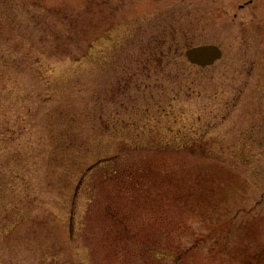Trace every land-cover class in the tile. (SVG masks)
I'll list each match as a JSON object with an SVG mask.
<instances>
[{
  "label": "rangeland",
  "instance_id": "374dc122",
  "mask_svg": "<svg viewBox=\"0 0 264 264\" xmlns=\"http://www.w3.org/2000/svg\"><path fill=\"white\" fill-rule=\"evenodd\" d=\"M0 264H264V0H0Z\"/></svg>",
  "mask_w": 264,
  "mask_h": 264
},
{
  "label": "water",
  "instance_id": "95a60500",
  "mask_svg": "<svg viewBox=\"0 0 264 264\" xmlns=\"http://www.w3.org/2000/svg\"><path fill=\"white\" fill-rule=\"evenodd\" d=\"M185 55L190 63L205 67L219 60L222 52L215 45H204L188 49Z\"/></svg>",
  "mask_w": 264,
  "mask_h": 264
}]
</instances>
